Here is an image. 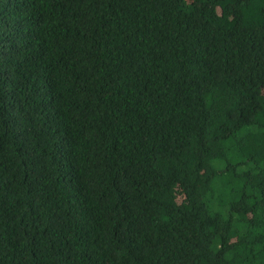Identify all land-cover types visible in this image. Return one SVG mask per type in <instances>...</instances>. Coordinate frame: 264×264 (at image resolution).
Segmentation results:
<instances>
[{
  "label": "trees",
  "instance_id": "obj_1",
  "mask_svg": "<svg viewBox=\"0 0 264 264\" xmlns=\"http://www.w3.org/2000/svg\"><path fill=\"white\" fill-rule=\"evenodd\" d=\"M0 264H264V0H0Z\"/></svg>",
  "mask_w": 264,
  "mask_h": 264
}]
</instances>
